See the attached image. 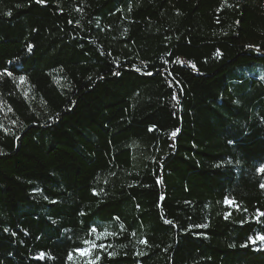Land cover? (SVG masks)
I'll return each mask as SVG.
<instances>
[{
    "label": "trees",
    "instance_id": "obj_1",
    "mask_svg": "<svg viewBox=\"0 0 264 264\" xmlns=\"http://www.w3.org/2000/svg\"><path fill=\"white\" fill-rule=\"evenodd\" d=\"M261 168L264 0H0V264H264Z\"/></svg>",
    "mask_w": 264,
    "mask_h": 264
},
{
    "label": "snow or ice",
    "instance_id": "obj_2",
    "mask_svg": "<svg viewBox=\"0 0 264 264\" xmlns=\"http://www.w3.org/2000/svg\"><path fill=\"white\" fill-rule=\"evenodd\" d=\"M39 2H42V0H39ZM10 14H11V13H9V15H10ZM193 67H195V66L193 65ZM9 75H10V73H9ZM172 135L174 136L175 133H173ZM260 171L264 172V168H261ZM225 202H226V203H232L231 201H228V200H226ZM260 215H264V213H261ZM257 219H259V217H257ZM169 223H170V222H169ZM257 239H259V240H261V241H264V236H259V237H257ZM142 242H144V241H142ZM252 242H255V240H253ZM145 243H146V242H145ZM79 251L81 252L82 255H87V254H88L86 250H79Z\"/></svg>",
    "mask_w": 264,
    "mask_h": 264
},
{
    "label": "rangeland",
    "instance_id": "obj_3",
    "mask_svg": "<svg viewBox=\"0 0 264 264\" xmlns=\"http://www.w3.org/2000/svg\"><path fill=\"white\" fill-rule=\"evenodd\" d=\"M87 253H88L87 255H82L81 252H78V255L81 256V257H83V258H87V257L90 256V254H91V250H90V249L87 250Z\"/></svg>",
    "mask_w": 264,
    "mask_h": 264
}]
</instances>
